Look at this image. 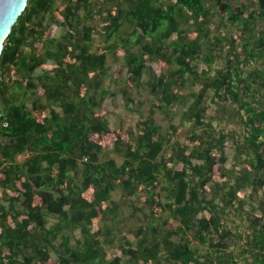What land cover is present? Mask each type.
<instances>
[{
    "label": "trees",
    "instance_id": "obj_1",
    "mask_svg": "<svg viewBox=\"0 0 264 264\" xmlns=\"http://www.w3.org/2000/svg\"><path fill=\"white\" fill-rule=\"evenodd\" d=\"M109 56L135 130L108 125ZM0 264H264V0H27L0 55Z\"/></svg>",
    "mask_w": 264,
    "mask_h": 264
},
{
    "label": "rangeland",
    "instance_id": "obj_2",
    "mask_svg": "<svg viewBox=\"0 0 264 264\" xmlns=\"http://www.w3.org/2000/svg\"><path fill=\"white\" fill-rule=\"evenodd\" d=\"M60 2L56 3V6L59 5ZM62 35V30L61 28H57L54 31V36L59 38ZM122 65L121 60H114L113 58H111L110 56L107 59V68H108V74L105 78V85L107 86V88L109 89V91L111 92V95L107 96L104 101H103V107L106 110V119L108 121V125L110 127V129H114L116 127L122 126L124 128H132L135 130V123L138 120V112L136 110L134 111H130L128 112L125 108H124V99L121 96V94H119L118 92H116L115 90V82H114V74L115 71L117 70L118 66ZM125 73V68L123 67V71H122V75ZM194 90H197V87L194 88ZM136 97H139L138 95ZM147 107L143 106L141 107V110L146 111ZM231 115H225L221 124L218 123V121H214L213 125L216 126L217 128H221L224 130H230V129H236L237 133H240L239 127L237 125V118L236 117H229ZM155 117V121L158 124H161L162 126H167V121L165 119V117L157 112V114L154 116ZM126 118H128V120H126ZM229 118V119H228ZM173 122L175 124L179 123V118L175 117ZM225 154L227 155L228 159L225 163V167L226 168H230L231 167V161H232V157L234 155V150L232 147L229 146L228 143H225ZM109 156L111 157H115V154L113 153H109ZM117 163H120L121 160L120 158H116ZM249 193V192H247ZM124 194H122V192L120 190H117L115 192L112 193V197L113 199H115L118 202H121L124 200L123 197ZM250 199H251V203L254 207H257L259 205V198L262 197V193L261 191L258 192H250ZM211 195H209L210 197ZM129 201V199H127ZM127 201V203H128ZM134 204L137 205H141L138 204L137 200H134ZM126 210H128V208L125 206ZM245 210H249V204H246L244 207ZM55 218L53 217H48V224H51L53 222H55ZM242 224L244 226H246L248 224V222L246 221V219L243 218ZM115 229V228H114ZM72 236V240H71V244L73 245L74 240L73 238H78L79 237V232L78 230L73 231L72 233H70ZM129 238H132V235L130 233L126 234ZM107 258H111V251H108L107 254Z\"/></svg>",
    "mask_w": 264,
    "mask_h": 264
},
{
    "label": "water",
    "instance_id": "obj_3",
    "mask_svg": "<svg viewBox=\"0 0 264 264\" xmlns=\"http://www.w3.org/2000/svg\"><path fill=\"white\" fill-rule=\"evenodd\" d=\"M27 4V0H0V55L3 43Z\"/></svg>",
    "mask_w": 264,
    "mask_h": 264
}]
</instances>
